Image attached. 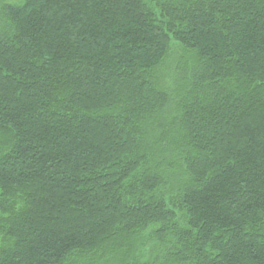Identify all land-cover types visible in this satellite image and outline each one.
<instances>
[{
	"label": "trees",
	"instance_id": "1",
	"mask_svg": "<svg viewBox=\"0 0 264 264\" xmlns=\"http://www.w3.org/2000/svg\"><path fill=\"white\" fill-rule=\"evenodd\" d=\"M1 14L0 264H264V0Z\"/></svg>",
	"mask_w": 264,
	"mask_h": 264
},
{
	"label": "rangeland",
	"instance_id": "2",
	"mask_svg": "<svg viewBox=\"0 0 264 264\" xmlns=\"http://www.w3.org/2000/svg\"><path fill=\"white\" fill-rule=\"evenodd\" d=\"M23 0H0V31H4L5 29V22L3 20V17H2V14H1V11L3 9L4 6L6 5H16V4H20L22 3Z\"/></svg>",
	"mask_w": 264,
	"mask_h": 264
}]
</instances>
